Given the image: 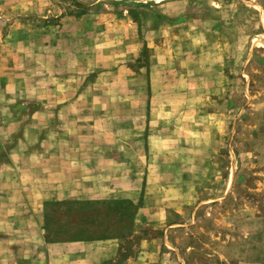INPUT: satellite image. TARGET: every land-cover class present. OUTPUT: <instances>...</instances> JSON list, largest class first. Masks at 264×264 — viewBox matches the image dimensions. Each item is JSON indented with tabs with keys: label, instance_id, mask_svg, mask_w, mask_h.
Here are the masks:
<instances>
[{
	"label": "rangeland",
	"instance_id": "rangeland-1",
	"mask_svg": "<svg viewBox=\"0 0 264 264\" xmlns=\"http://www.w3.org/2000/svg\"><path fill=\"white\" fill-rule=\"evenodd\" d=\"M58 137L162 175L126 264H264V0H0V196L44 231L80 215L43 183Z\"/></svg>",
	"mask_w": 264,
	"mask_h": 264
},
{
	"label": "crops",
	"instance_id": "crops-1",
	"mask_svg": "<svg viewBox=\"0 0 264 264\" xmlns=\"http://www.w3.org/2000/svg\"><path fill=\"white\" fill-rule=\"evenodd\" d=\"M77 138L69 141L66 147V143L58 137V140L53 141V147L44 151V158L53 162V168L44 167L43 183L61 194L54 201L68 199L94 202L96 208H101L102 203L106 202V217L101 211L94 215L98 221L107 223L108 229L104 236L76 242H46L44 219L40 216L41 211L35 210L34 202L24 198L21 201L8 199L12 194H5L0 196V264H126V256L123 254L126 208L137 210L144 181L138 175H146L145 185L150 183L152 176L158 178L162 175L148 172L146 168L142 169V173L133 170L130 151L102 150L106 148L104 144H115L116 140L99 139L92 143L97 145V150L92 148V151L84 152ZM129 144L126 142V148ZM11 175L22 176L24 173L16 171ZM26 176L31 181L34 173ZM156 182L157 179L155 186ZM32 187L31 184L23 187L14 185L10 190L24 192ZM22 208L25 210H20ZM142 212V208L135 212L136 227L144 218ZM140 263L141 260L132 264Z\"/></svg>",
	"mask_w": 264,
	"mask_h": 264
},
{
	"label": "trees",
	"instance_id": "trees-1",
	"mask_svg": "<svg viewBox=\"0 0 264 264\" xmlns=\"http://www.w3.org/2000/svg\"><path fill=\"white\" fill-rule=\"evenodd\" d=\"M70 205V208L75 207L77 209V211L80 213L79 218L73 222V223H64V222H49L47 220H45V234L49 235V233H55L58 236H56L53 239L48 238V236L46 235V239L48 240V242H71V241H80V240H87L90 238H99V237H103L104 233L107 231V223L104 222V224L101 221H98L97 219H95L94 215L98 214V210L93 211V216L92 218H90L89 213L87 212V209H92V208H96L95 206L97 205L96 203H85V202H76V201H68L65 203H59L58 205ZM107 203L103 202L102 206H106ZM69 208V209H70ZM68 209V210H69ZM98 209V208H96ZM108 213H105V217ZM88 214V215H86ZM103 226V228L101 229L100 226ZM94 226V227H93ZM54 227V228H53ZM107 228V229H106ZM59 233H61L59 235ZM69 233H73L74 237H70ZM59 237V238H58Z\"/></svg>",
	"mask_w": 264,
	"mask_h": 264
}]
</instances>
